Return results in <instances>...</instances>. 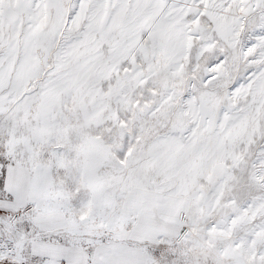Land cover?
Masks as SVG:
<instances>
[{"label":"snow or ice","instance_id":"6c2138e0","mask_svg":"<svg viewBox=\"0 0 264 264\" xmlns=\"http://www.w3.org/2000/svg\"><path fill=\"white\" fill-rule=\"evenodd\" d=\"M0 264H264V0H0Z\"/></svg>","mask_w":264,"mask_h":264}]
</instances>
